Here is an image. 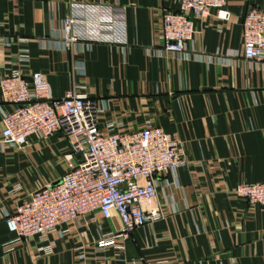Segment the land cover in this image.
Instances as JSON below:
<instances>
[{
  "label": "crops",
  "instance_id": "crops-1",
  "mask_svg": "<svg viewBox=\"0 0 264 264\" xmlns=\"http://www.w3.org/2000/svg\"><path fill=\"white\" fill-rule=\"evenodd\" d=\"M72 2L121 8L127 44L64 47L61 22ZM250 7L264 0H226L228 21L213 9L197 19L187 47L202 58L187 60L160 49V19L178 9L175 0H0V36L31 40L26 78L44 74L52 98L81 85L80 93L103 99L101 128L113 121L133 132L151 121L180 141L186 162L158 178L161 218L118 240L122 249H99L100 234L121 226L115 213L68 222L46 240H17L3 218L66 173L68 138L32 135L26 148L0 151V264H264V207L234 192L264 182V59L241 55ZM17 48L0 47V79L18 67ZM12 107L0 98V132L1 111Z\"/></svg>",
  "mask_w": 264,
  "mask_h": 264
},
{
  "label": "built area",
  "instance_id": "built-area-1",
  "mask_svg": "<svg viewBox=\"0 0 264 264\" xmlns=\"http://www.w3.org/2000/svg\"><path fill=\"white\" fill-rule=\"evenodd\" d=\"M175 2L178 9L164 11L160 19V49L163 54L187 60L201 59V53L187 47L196 33L195 21L212 9L217 19L228 21L226 0ZM123 33L119 7L72 2L61 22L64 47L83 42L125 46ZM30 41L0 36V47L18 46V67L0 79V98L13 106L10 111H1L0 151L24 149L32 135L46 139L60 133L68 138L71 153L62 177L30 191L14 212L3 211L7 229L17 240L33 236L46 240L68 222L92 220L96 212L110 219L115 213L120 228L100 234L96 245L99 249H122L118 240L126 241L136 229L161 218L158 207L153 208L157 206V181L164 173L185 165L181 143L151 121L133 132H123L121 124L113 121L101 128L105 102L80 93L81 85L61 98H52L44 74L36 71L26 78L22 72L31 60ZM242 41L241 55L246 61L264 59V8L248 9L242 21ZM234 192L248 204L264 207V182L241 183Z\"/></svg>",
  "mask_w": 264,
  "mask_h": 264
},
{
  "label": "water",
  "instance_id": "water-1",
  "mask_svg": "<svg viewBox=\"0 0 264 264\" xmlns=\"http://www.w3.org/2000/svg\"><path fill=\"white\" fill-rule=\"evenodd\" d=\"M80 156L79 154L76 155V157Z\"/></svg>",
  "mask_w": 264,
  "mask_h": 264
}]
</instances>
